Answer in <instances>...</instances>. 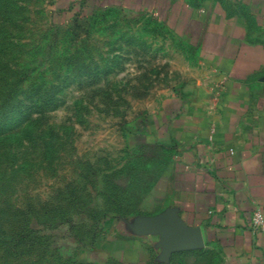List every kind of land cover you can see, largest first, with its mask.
<instances>
[{
  "label": "rangeland",
  "instance_id": "obj_1",
  "mask_svg": "<svg viewBox=\"0 0 264 264\" xmlns=\"http://www.w3.org/2000/svg\"><path fill=\"white\" fill-rule=\"evenodd\" d=\"M92 3L0 0V264L101 263L109 170L177 83L155 16Z\"/></svg>",
  "mask_w": 264,
  "mask_h": 264
},
{
  "label": "crops",
  "instance_id": "obj_2",
  "mask_svg": "<svg viewBox=\"0 0 264 264\" xmlns=\"http://www.w3.org/2000/svg\"><path fill=\"white\" fill-rule=\"evenodd\" d=\"M91 1L155 16L178 77L109 170L91 264H264L247 228L264 211V0Z\"/></svg>",
  "mask_w": 264,
  "mask_h": 264
},
{
  "label": "built area",
  "instance_id": "obj_3",
  "mask_svg": "<svg viewBox=\"0 0 264 264\" xmlns=\"http://www.w3.org/2000/svg\"><path fill=\"white\" fill-rule=\"evenodd\" d=\"M252 231L264 232V211H261L258 207L252 209L248 215V225Z\"/></svg>",
  "mask_w": 264,
  "mask_h": 264
}]
</instances>
